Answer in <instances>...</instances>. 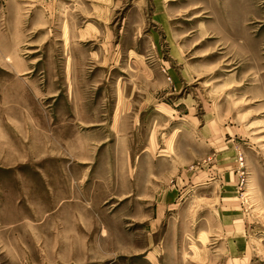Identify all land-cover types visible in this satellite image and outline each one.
Wrapping results in <instances>:
<instances>
[{"label":"rangeland","instance_id":"rangeland-1","mask_svg":"<svg viewBox=\"0 0 264 264\" xmlns=\"http://www.w3.org/2000/svg\"><path fill=\"white\" fill-rule=\"evenodd\" d=\"M0 264H264V0H0Z\"/></svg>","mask_w":264,"mask_h":264},{"label":"crops","instance_id":"crops-1","mask_svg":"<svg viewBox=\"0 0 264 264\" xmlns=\"http://www.w3.org/2000/svg\"><path fill=\"white\" fill-rule=\"evenodd\" d=\"M3 20H4V22H5V19H3ZM86 31H87V30H83V32H81V38H85L84 35H85V32H86ZM90 36H91V33L89 32V34L86 35V38H87V37H90ZM2 39H3V42L5 43V41H6V40H5V37H3Z\"/></svg>","mask_w":264,"mask_h":264}]
</instances>
